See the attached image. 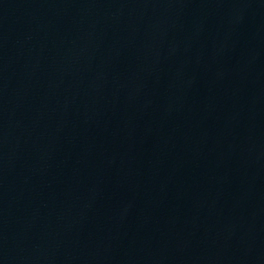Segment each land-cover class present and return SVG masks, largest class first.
I'll use <instances>...</instances> for the list:
<instances>
[{"label": "water", "instance_id": "1", "mask_svg": "<svg viewBox=\"0 0 264 264\" xmlns=\"http://www.w3.org/2000/svg\"><path fill=\"white\" fill-rule=\"evenodd\" d=\"M0 264H264V0H0Z\"/></svg>", "mask_w": 264, "mask_h": 264}]
</instances>
